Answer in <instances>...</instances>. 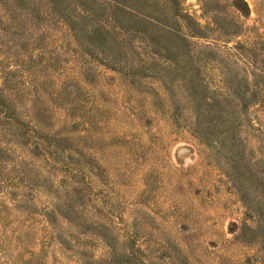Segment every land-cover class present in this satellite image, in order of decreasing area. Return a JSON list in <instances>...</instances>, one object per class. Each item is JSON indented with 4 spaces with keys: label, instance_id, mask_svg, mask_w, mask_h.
I'll use <instances>...</instances> for the list:
<instances>
[{
    "label": "rangeland",
    "instance_id": "obj_1",
    "mask_svg": "<svg viewBox=\"0 0 264 264\" xmlns=\"http://www.w3.org/2000/svg\"><path fill=\"white\" fill-rule=\"evenodd\" d=\"M180 1L207 94L248 88L241 137L262 159L264 0ZM55 3L0 0V264H264L186 86L129 77L157 61L132 32L122 59L87 56Z\"/></svg>",
    "mask_w": 264,
    "mask_h": 264
},
{
    "label": "trees",
    "instance_id": "obj_2",
    "mask_svg": "<svg viewBox=\"0 0 264 264\" xmlns=\"http://www.w3.org/2000/svg\"><path fill=\"white\" fill-rule=\"evenodd\" d=\"M67 1L56 0V9L63 12V19L87 56L122 59L120 32H132L146 42L157 61L140 67L139 72L128 68V76L156 78L164 86L173 78L186 86L195 118L192 132L218 164L226 167V176L254 220V226H242L240 238L249 243L261 241L264 249V157L251 161L241 137L249 107L248 88L231 90L224 96L207 94L191 43L192 38H205L201 26L180 0H78L77 15L63 6ZM229 85L235 87L234 82ZM2 101L0 98V106Z\"/></svg>",
    "mask_w": 264,
    "mask_h": 264
}]
</instances>
